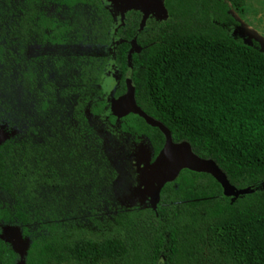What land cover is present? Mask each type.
<instances>
[{"label": "trees", "instance_id": "16d2710c", "mask_svg": "<svg viewBox=\"0 0 264 264\" xmlns=\"http://www.w3.org/2000/svg\"><path fill=\"white\" fill-rule=\"evenodd\" d=\"M4 2L12 8L5 23L14 37L80 50L71 62L65 133L78 148L99 150L102 139L86 113L99 115L106 106L94 99L103 94L110 10L102 0ZM247 2L163 0L167 18L144 24L140 11L129 10L115 29L121 41L113 57L114 97L125 93L130 77L138 106L173 141L214 161L235 190L264 181V46L238 32L231 12L243 16ZM120 129L148 140L151 162L165 143L158 127L134 113L121 118ZM41 160L42 148L30 137L0 142V264L16 258L5 226H18L27 241L23 264H264V189L230 197L211 173L183 169L162 187L155 206L62 218L36 206L45 180Z\"/></svg>", "mask_w": 264, "mask_h": 264}, {"label": "rangeland", "instance_id": "374dc122", "mask_svg": "<svg viewBox=\"0 0 264 264\" xmlns=\"http://www.w3.org/2000/svg\"><path fill=\"white\" fill-rule=\"evenodd\" d=\"M102 2L114 23L109 45L104 48L108 61L99 87L103 94L94 99H102L106 106L99 115L86 113L102 139L100 149L92 151L78 148L65 133L73 97L71 62L80 50L73 45L41 48L14 37L5 23L12 8L0 0V142L15 134L30 137L34 146L42 148L45 180L36 189V206L62 218L157 204L156 185L149 176L150 144L145 137L135 139L123 132L120 117L111 110L119 79L113 57L121 41L115 29L123 23L126 12L140 11L144 24L150 17L167 18V11L163 0ZM51 11L55 12V7ZM231 12L241 23L238 32L256 38L264 46V0H248L243 16ZM222 188L225 195L232 197L264 189V181L240 191L224 185ZM2 230L16 252V264H23L27 241L20 228L5 226Z\"/></svg>", "mask_w": 264, "mask_h": 264}, {"label": "water", "instance_id": "95a60500", "mask_svg": "<svg viewBox=\"0 0 264 264\" xmlns=\"http://www.w3.org/2000/svg\"><path fill=\"white\" fill-rule=\"evenodd\" d=\"M244 42L250 44L251 39L244 37ZM111 110L113 115L117 117H123L129 113L137 114L147 124L158 127L165 136L162 149L149 167V176L156 185V202L159 200L162 187L166 183L175 180L183 169L211 173L221 185L233 189L229 186L224 174L218 169L214 161L196 155L186 141H173L170 130L138 106L135 99V88L130 77L126 79L125 93L113 99Z\"/></svg>", "mask_w": 264, "mask_h": 264}, {"label": "flooded vegetation", "instance_id": "af4514ba", "mask_svg": "<svg viewBox=\"0 0 264 264\" xmlns=\"http://www.w3.org/2000/svg\"><path fill=\"white\" fill-rule=\"evenodd\" d=\"M116 98V97H115ZM122 117H120V120H121ZM4 237L8 240V237L6 235H4ZM9 244V242H8ZM9 247H10V244H9ZM11 248V247H10ZM13 249V248H12ZM16 253V252H15ZM16 260H17V255H16V258H15V264H16Z\"/></svg>", "mask_w": 264, "mask_h": 264}]
</instances>
